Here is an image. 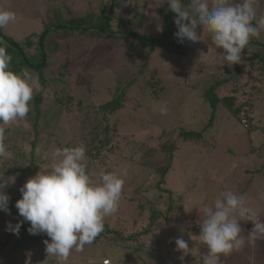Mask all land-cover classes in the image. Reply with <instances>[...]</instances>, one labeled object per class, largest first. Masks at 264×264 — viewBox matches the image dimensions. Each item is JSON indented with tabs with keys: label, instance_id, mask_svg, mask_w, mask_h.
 <instances>
[{
	"label": "rangeland",
	"instance_id": "rangeland-1",
	"mask_svg": "<svg viewBox=\"0 0 264 264\" xmlns=\"http://www.w3.org/2000/svg\"><path fill=\"white\" fill-rule=\"evenodd\" d=\"M101 2L0 0V8L10 9L16 15L2 32L21 44L34 41L36 34L41 33L42 22L51 18L55 9L68 19L80 17L89 9L99 12ZM117 4L116 15L124 19L131 34L152 40L167 36L163 23L169 9L167 3L117 0ZM255 7L257 19L264 16V0H258ZM59 31L48 36V43L56 41L58 51L50 55L44 74L47 81L51 74H58L62 81L51 82L50 86L48 81V87L42 91L39 105L42 115L37 119L41 127L39 141L35 147L30 144L35 139L33 131L25 142L15 143L14 137L7 145V155L0 157V175L4 170H13L4 189L10 197V212L0 211V246L5 251L0 255V264H61L58 258L47 256L44 240L50 238L46 233L28 232L27 237H34L33 240L11 248L17 242L6 241L12 234L7 224L23 221L15 207L22 195L20 188L50 166L55 149L81 143L86 147L87 172L94 180L103 172H119L124 168L128 172L118 211L105 217L108 228L126 235L136 233L147 225L152 208L167 219L155 221L151 231L136 243L96 237L93 243L85 245L83 252L73 250L64 264H101L104 258H109L110 264H198L191 253L184 256L182 251H176L175 238L182 237L190 248L198 247L201 253H206V246L196 237L201 231L199 209L212 205L225 190L245 195L248 206L264 220V56L254 53L251 64L245 59L243 64L229 66L224 60V50L216 48L207 33L199 43L186 41L181 52H174L159 43L151 46L121 36ZM252 40L260 43L255 45L256 52H264V31ZM237 65L242 71L240 75L234 74ZM32 74L37 78V74ZM232 74L219 96L235 91L237 95L239 91L240 102H244L250 93H257L254 117L244 124L219 106L207 125L211 108L203 100V91L217 78ZM57 89L62 93H56ZM40 90L39 85L30 102L34 121V98ZM116 91L125 92L123 106L104 118L98 108L112 99ZM66 93L81 98L82 109L77 110L79 103L74 101L69 102L72 107L60 110L56 101ZM165 104L167 112L161 114L160 106ZM80 111L95 124L97 121L101 139L106 136L101 131L103 126L109 125L107 137L112 138L111 144L99 154L89 147L92 137L77 119ZM182 129L201 131V139L183 140L179 135ZM163 142L177 145L161 184V188L171 191L172 201L167 200L168 193L157 187L161 178L159 166L166 163L169 153L168 148L161 149ZM22 151L25 159L12 168V162L20 159ZM29 165L30 173L22 174L21 168ZM169 204L171 210L166 212ZM240 223L244 230L241 235L246 237L253 224ZM246 223L250 225L248 228L244 227ZM222 259L223 264H264V238Z\"/></svg>",
	"mask_w": 264,
	"mask_h": 264
},
{
	"label": "clouds",
	"instance_id": "clouds-1",
	"mask_svg": "<svg viewBox=\"0 0 264 264\" xmlns=\"http://www.w3.org/2000/svg\"><path fill=\"white\" fill-rule=\"evenodd\" d=\"M257 2L189 0L186 6L184 0H156L157 5L167 3L176 13L178 31L174 35L179 42L196 44L207 33L214 46L224 50V60L229 66L241 63L243 50L247 48L250 54L251 39L264 31V16L259 19L256 16ZM15 19L14 11L0 8V29ZM11 62L6 44L0 41V157L7 155L5 126L28 115L34 92L39 88L37 78L29 70L15 72L10 68ZM159 110L166 114L167 105H161ZM127 175L124 168L119 172H103L94 180L87 172L83 143L58 147L50 166L20 188L22 195L15 207L23 221L15 225L9 222L7 230L18 235L22 223L29 222V234L46 233L50 238L44 240L47 256L64 264L73 250L83 252L85 245L93 243L104 231L105 217L118 211ZM5 187L6 179L0 180V211L10 212ZM220 197L212 205L199 209L201 231L196 237L206 246V253H201L198 247L190 248L182 237L175 238L176 251H182L184 256L191 253L198 264H223L222 257L264 238V220L248 206L245 195L225 190ZM241 221L253 224L246 237L241 235L244 233ZM13 237L17 238L13 235L10 240Z\"/></svg>",
	"mask_w": 264,
	"mask_h": 264
},
{
	"label": "trees",
	"instance_id": "trees-1",
	"mask_svg": "<svg viewBox=\"0 0 264 264\" xmlns=\"http://www.w3.org/2000/svg\"><path fill=\"white\" fill-rule=\"evenodd\" d=\"M101 1L102 2L100 4L99 12H95L89 9V11H87L84 15L80 17H70L68 19L67 18L64 19L62 15L60 14V12L57 11L58 9H55L53 16L49 18L48 20H45L42 22L43 25H42L41 33L36 34V39L34 41L28 40L26 41V43L21 44L20 42H18L16 39L11 37L10 35L4 34L2 32L3 29H0V41H3L6 44L7 50L12 56V62H11L10 68L15 72H20L24 69L29 70L31 73L34 72L35 74H37L38 84L41 86L40 92H38L34 98V109H35L34 119H36V121L33 120L32 113L29 112L28 115L24 119L22 120L18 119L17 121L12 122L9 125L5 126L6 127V140H5L6 145H10L11 139H13L14 137L17 139L15 143L19 140L21 142L27 141L32 131L34 133L35 139L32 140L30 144H32L35 147L36 143L39 141L38 137L40 136V133H41L40 131L41 127L39 126V123H38L39 120L37 121V119H39L40 115H42L39 109V105L43 100L42 91L44 88L48 87V81H49V86L51 82L58 84L59 81H62V78L58 74L57 75L51 74V77H49L47 81L45 74H44V70L48 66V59L50 58V55L58 51V46L56 44V41H53L50 44L48 43L47 39L49 35H52L53 33H55V31H59V30H63V31H59L63 33H66V32L71 33V32H74V30H76L83 34L86 32H89L90 34H95V33L100 34L98 31L71 28V27H81V28H93V29L103 30L105 34H108L111 36L125 37V39L127 40L131 39L132 41H137L138 43H142L146 45L148 44V45L153 46L157 44L156 42L152 40L150 41L145 38H141L137 36V34L135 35L131 34L132 30L130 28H126V22L124 21V19L116 15L115 6L116 5L118 6L117 0H107V1L101 0ZM186 2L187 0H184V3ZM233 2L234 3L240 2V0H234ZM175 17H176V13L168 9V11L163 17V23L166 26L167 36L160 37L158 40L163 41V42H169V41L172 42L170 47L166 45H163V47L170 48V50L174 52H181L186 41L181 43L177 40V38L174 35L178 31L177 26L175 24ZM59 25H65L66 27L65 28L59 27ZM44 32L45 34H44V39L42 42L43 45L41 47L39 40H40V36ZM45 43H46V48H45ZM250 44H252L253 48L250 54L248 53L247 48L243 50L242 61H241L242 64L245 59H248L249 63L251 64L253 62L251 59V55L254 53H255L254 55L256 56L259 55L261 56V58L264 56L263 51L259 50L260 52H256L258 49L255 47V45H258L260 43H258L257 41L255 42L254 40L251 39ZM43 54H46V56H45V61L42 64ZM257 67L259 68V66ZM234 71H235L234 74H238V75H240L242 72L238 65L235 67ZM232 77H233V74L227 78H223V79L217 78L203 91V94H202L203 100L211 108V116H210V120L208 121L207 125L211 123L215 115V112L217 111V108L219 106H223L231 115L237 116L240 121L242 119H246L249 123L250 119L254 117V113L257 108V105H255V99H256L257 93L255 94L250 93L246 101L244 102H240L241 100L239 98L240 97L239 91L237 95L235 91L229 94L228 96H225V95L219 96L218 92L221 91V89H226L224 85H226V83L230 79H232ZM60 89H64V88H60ZM59 90L57 89L56 93H62V92H59ZM124 95H125L124 91H120V92L116 91L112 99H110L109 101L99 106L98 111L102 112L104 118L108 117L109 114H112L113 112L117 111L119 108L123 106V103H124L123 99L125 97ZM61 100L65 104L57 103L58 101H61ZM74 101L79 103V105L76 106V109L77 110H80V108L82 109L83 100L81 98H75L71 94H68V93H66V95L63 98L60 97L57 99L56 106H59L61 110V109L66 108L69 105V102L73 103ZM84 105H85V102H84ZM69 106L72 107V104ZM81 112L82 111H80L79 115L77 116V119L78 121H80L82 127L84 124L87 133L91 135L92 137L89 147L91 149L93 148L95 150V153L97 152V154H99L98 152H100V150L104 146H107V144H111L112 138L107 137L108 134L110 135L109 125H107L106 123L103 126V129L101 131L104 132L106 136L105 138L101 139L99 135L100 130L98 129L97 121L95 124L94 120H90L87 116H85L86 114L85 115L81 114ZM22 122H25V124L27 125L25 126L21 125ZM179 135L183 140L193 139L194 141H199L201 139L202 132L182 129L180 130ZM20 136H23V137H21V139L17 138ZM52 138L56 139L55 137H52ZM170 143L163 142V147L161 148V149L168 148L169 153L166 157V160H167L166 163L159 166L160 167L159 173L161 175V178L157 181V187H160V188H161V184L164 183L163 177L168 171L169 164L172 159V152L176 150L177 148V145L174 142H170ZM32 154L33 153L30 154L31 157L33 156ZM24 157H25L24 151H22L21 154L19 152L20 159L18 160L17 158H15L16 162H12L11 167L13 168L17 164V161H20L21 159H25ZM151 161L152 160H149L150 163ZM8 164H9V161H8ZM30 169H31V165L21 168L20 171L22 174H28L30 173ZM12 175H13V170H8V169L4 170V172H2V174L0 175V180H3V179L7 180L11 178ZM161 189L164 192L168 193V195L166 196L167 200H171L172 199L171 191L164 189V188H161ZM171 207L172 206H170L169 204L166 212L171 210L170 209ZM150 213L151 214L149 216V221L147 225L143 227L141 230L137 231L136 233H128V235H126L125 233L123 234V232L119 230L108 228L105 225L104 231L97 238L124 241L125 243L127 242L136 243L138 239H140L139 237L145 236L151 231L155 221L159 220L162 217L164 219H167V216L164 215L161 211L154 210L153 208L150 210ZM29 226H30L29 222L22 224L18 235L12 233L10 234V236H8L6 240L8 241V243H10L11 236L15 235L19 237V239L16 241L17 243H15L13 246H10L11 248L14 246H22L27 241L34 239V237L33 238L27 237V233H28L27 229ZM249 226L250 225L246 223L244 227L248 228ZM37 238H40V237L37 236ZM3 252H5L3 251V246H0V255Z\"/></svg>",
	"mask_w": 264,
	"mask_h": 264
},
{
	"label": "water",
	"instance_id": "water-1",
	"mask_svg": "<svg viewBox=\"0 0 264 264\" xmlns=\"http://www.w3.org/2000/svg\"><path fill=\"white\" fill-rule=\"evenodd\" d=\"M188 2H189V0H187V2L185 3V5L187 6V4H188ZM59 27H66L65 25H59ZM72 29H84V30H93V31H99L101 34H104L105 35V33H104V31L103 30H99V29H93V28H81V27H71ZM44 34H45V32L40 36V46L42 47V42H43V39H44ZM107 36H109L108 34H106ZM147 40H152V39H148V38H146ZM152 41H154V42H156V43H159V44H161V45H166V46H168V45H170V43L169 42H163V41H159V40H152ZM252 45V44H251ZM45 56H46V54H43L42 55V64L44 63V61H45Z\"/></svg>",
	"mask_w": 264,
	"mask_h": 264
},
{
	"label": "built area",
	"instance_id": "built-area-1",
	"mask_svg": "<svg viewBox=\"0 0 264 264\" xmlns=\"http://www.w3.org/2000/svg\"><path fill=\"white\" fill-rule=\"evenodd\" d=\"M241 122L244 123V124H247L248 123V121L246 119H242ZM18 239H19V237H17V238L16 237H13L12 238V240H18ZM101 264H110L109 258H104L102 260Z\"/></svg>",
	"mask_w": 264,
	"mask_h": 264
}]
</instances>
